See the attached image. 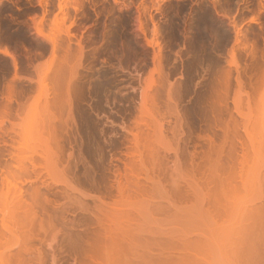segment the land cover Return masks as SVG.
Here are the masks:
<instances>
[{
  "label": "rangeland",
  "instance_id": "374dc122",
  "mask_svg": "<svg viewBox=\"0 0 264 264\" xmlns=\"http://www.w3.org/2000/svg\"><path fill=\"white\" fill-rule=\"evenodd\" d=\"M0 264H264V0H0Z\"/></svg>",
  "mask_w": 264,
  "mask_h": 264
},
{
  "label": "bare ground",
  "instance_id": "6f19581e",
  "mask_svg": "<svg viewBox=\"0 0 264 264\" xmlns=\"http://www.w3.org/2000/svg\"><path fill=\"white\" fill-rule=\"evenodd\" d=\"M16 188V187H15ZM16 189H19V187L18 188H16ZM5 210V209H4ZM4 210H2V213L4 214Z\"/></svg>",
  "mask_w": 264,
  "mask_h": 264
}]
</instances>
